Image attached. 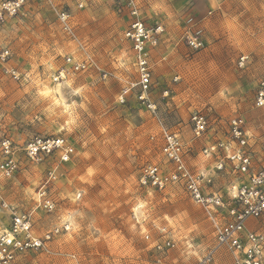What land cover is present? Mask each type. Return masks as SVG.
I'll return each instance as SVG.
<instances>
[{"label":"rangeland","instance_id":"obj_1","mask_svg":"<svg viewBox=\"0 0 264 264\" xmlns=\"http://www.w3.org/2000/svg\"><path fill=\"white\" fill-rule=\"evenodd\" d=\"M134 1L147 25L163 28L149 51L147 96L156 106L153 113L136 97L137 73L123 38L131 20L124 3L30 0L0 24V49H8L11 57L0 61V140H11L20 164L10 179L0 177L1 194L30 214L36 236L63 224L72 229L61 228L43 250L25 254L26 264H196L215 247L214 229L202 208L180 184L159 190L163 195L142 192L140 169L167 166L160 152L162 128L191 146L186 156L191 168L205 159L210 164L200 144L224 137L233 116L243 118L257 141L264 137V107L254 106L264 77V0H148L147 7L144 0ZM60 11L70 15V29L59 21ZM190 37L201 42L199 49L188 44ZM61 54L87 68L68 69ZM61 64L67 78L57 82L53 72ZM126 87V102L119 103ZM194 111L215 121L214 132L199 143L189 121ZM34 136L64 137L74 155L66 163L30 162L22 149ZM49 169L55 179L46 183ZM37 187L53 201V214L37 207ZM61 199L68 203L59 204ZM172 204L176 208L166 222L163 207ZM189 204L199 209L198 216L188 211ZM9 223V215L0 213V232ZM253 224L264 227V214ZM138 240L145 246L137 247ZM167 241L172 247H162ZM230 261V253L219 247L207 264Z\"/></svg>","mask_w":264,"mask_h":264},{"label":"built area","instance_id":"obj_2","mask_svg":"<svg viewBox=\"0 0 264 264\" xmlns=\"http://www.w3.org/2000/svg\"><path fill=\"white\" fill-rule=\"evenodd\" d=\"M30 0H0V24L10 18L16 17ZM122 2L128 8L131 20L123 32V38L130 45L135 70L137 73L136 85L139 87L137 100L144 104L150 112H155V104L149 100L147 93L150 88V49L155 47L163 32L161 25L149 26L138 16L134 0H113ZM58 19L65 29H70V15L60 11ZM188 44L199 49L201 42L190 37ZM10 57L9 50L0 51V61L6 62ZM65 60L68 69L80 71L87 68L84 62L74 61L72 57ZM246 56L239 58L242 66ZM76 67L73 68L72 65ZM13 78L18 75L13 69H5ZM62 75H64L62 73ZM129 88H124L118 97L119 103H125ZM254 106L264 107V77L259 81L254 96ZM239 117V118H237ZM192 138L199 132L200 126H209V133L214 132L213 123L200 111H194L189 117ZM195 125V128L193 127ZM242 128V130H241ZM206 134V135H207ZM205 136V135H204ZM203 136V137H204ZM161 155L167 166L160 167L148 164L140 169L138 184L143 189H157L159 183L164 189L169 184H180L187 197L199 205L206 219L214 229L215 247L196 264H207L215 250L224 247L231 255L229 264H263L264 260V233L248 231L247 222L261 218L264 214V137L256 140L249 133L245 122L240 116H233L226 122L225 136L216 138L206 144L207 150L201 149V154L207 158H214V170L221 172L217 166L223 165V172L228 171L235 177V182L229 186L227 192L212 190L213 178L204 171H193L186 161L187 151L191 146L185 147L178 133L161 130ZM219 141V145L214 143ZM224 154H221L220 146ZM217 149L215 156L213 150ZM15 146L8 138L0 140V177L10 179L20 168L15 157ZM26 158L33 163L52 158L58 163L69 162L74 155V147L64 137L34 136L23 147ZM64 157H68L64 160ZM151 177L152 183L148 180ZM55 179L54 169L47 171V182ZM239 192V195H237ZM51 206L52 209L47 207ZM44 212L54 209L53 201L44 196L41 188L38 193V204ZM0 213H7L10 223L7 229L0 232V264H26L21 258L31 251H41L45 244L57 234L61 228L67 231V225L54 227L42 237L36 236L32 231L30 214L19 211L8 203L0 190ZM28 225V227L24 226ZM67 226V227H66ZM12 239L8 244L7 240ZM170 248L172 243L165 242L162 247ZM160 248V246H158Z\"/></svg>","mask_w":264,"mask_h":264},{"label":"snow or ice","instance_id":"obj_3","mask_svg":"<svg viewBox=\"0 0 264 264\" xmlns=\"http://www.w3.org/2000/svg\"><path fill=\"white\" fill-rule=\"evenodd\" d=\"M147 6H148V0H144V7H147ZM80 7L83 8L84 5H81ZM140 10L143 11V8H141ZM0 51H2V49H0ZM240 56H241V57L243 56V53H242V52L240 53ZM58 57H63L64 60H68V59H69L68 56H65V55H63V54L58 55ZM9 58H11V57H9ZM72 67L75 68L76 65L73 64ZM62 73H64V70H63V64L59 65V67H58L57 69H55L54 72H53V75H54V77H55V81H57V82H61L63 79H66V78H67L66 73H65L64 75H62ZM109 74H111V73H109ZM23 79H24V78H23ZM79 80H82V78H79ZM77 82H79V81H77ZM115 91H120L119 87H115ZM222 100H223L224 103H227V97L225 96V94H222ZM185 107H187V105H185ZM237 118H239V117H237ZM193 127L195 128V125H193ZM241 130H242V128H241ZM59 131L61 132V134L64 133V130H63V129H59ZM208 131H209V126L206 125V124H202V125L200 126V130H199V132L195 133V137H194V138H195V141H196L197 143H199L200 140H202L203 136L206 135V134L208 133ZM214 143H216V144L219 145L220 142H219V141H214ZM200 148H201L203 151H206V150H207V146H205V145H203V144H200ZM216 151H217V149H214V150H213V156H215ZM220 151H221V154L223 155V154H224V150H223V146H222V145L220 146ZM192 155H193L194 157L196 156L195 151H192ZM63 159H64V160H67L68 157H64ZM223 167H224L223 165H218V166H217V168L221 171V173H223ZM192 170L195 171L194 168H193ZM225 182H226L227 184H230V183H231V179H230L229 177H225ZM148 183H149V184L152 183V179H151V177L149 178ZM48 187H49V190H50L51 185H49ZM161 187H162V186L158 183V184H157V189H158L157 193L160 194V195H163V193H162L161 191H159V189H160ZM143 188H144V185L141 184V191H142V192H143ZM36 191L39 192V191H40V188L37 187V188H36ZM225 191L227 192L228 189H225ZM238 195H239V192H237V195H236V196H238ZM44 196H45L46 198H47V196H48L46 190H44ZM33 202H34V201H33ZM58 203H59V204H64V205H66V204L68 203V200H67V199H61L60 201H58ZM186 207L188 208V211L192 214L193 217L198 216V214H199V209H194L193 206H192V204H189V205H187ZM47 208H48V209H52L51 206H49V207H47ZM175 208H176V205H175V204H172V205H170V206H164V207H163V211L168 213V215L164 216V220H165L166 222H168V221L171 220V217H172V215H173V210H174ZM53 211H54V209H53ZM49 214L51 215V214H53V212H50ZM24 226L28 227V225H24ZM64 226H65V225H64ZM64 226H62V227H64ZM33 227H35V224H33ZM66 227H67V226H66ZM67 230H68L69 232L72 231V229L69 228V227H67ZM145 231H146V233H147V229H146ZM158 233H163V229H161ZM7 243H8V244H11V243H12V239H8V240H7ZM144 246H145V242H144L143 240H138V242H137V247H144Z\"/></svg>","mask_w":264,"mask_h":264},{"label":"crops","instance_id":"obj_4","mask_svg":"<svg viewBox=\"0 0 264 264\" xmlns=\"http://www.w3.org/2000/svg\"><path fill=\"white\" fill-rule=\"evenodd\" d=\"M248 131H249V133H252V131H250L249 129H248ZM210 160H211L210 164H208L206 159L203 160L202 162L197 163L196 166L194 167V169L195 170L197 169V170L204 171L206 174L212 176V178H213L212 190L226 192L225 189H229V186H231L235 182V178L231 177L230 178L231 179V183L227 184L225 182V177L223 178L222 176L223 175H228L229 172L228 171H225L223 173L216 172L214 170V168L212 169V166H214V164L212 163V161L214 162V158H211ZM208 166H209V168H208ZM254 226L255 225L253 224V221L250 220V221L247 222L246 229L248 231H256V232L264 233V227H262V225H261V227H258L256 229H254ZM263 264H264V260H263Z\"/></svg>","mask_w":264,"mask_h":264}]
</instances>
